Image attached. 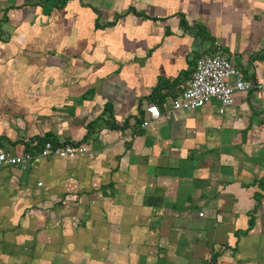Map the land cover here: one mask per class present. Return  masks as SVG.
I'll return each mask as SVG.
<instances>
[{"label":"crops","instance_id":"crops-1","mask_svg":"<svg viewBox=\"0 0 264 264\" xmlns=\"http://www.w3.org/2000/svg\"><path fill=\"white\" fill-rule=\"evenodd\" d=\"M214 54L264 78V0H0V151L47 136L92 153L0 169V264L42 263L65 188L77 222L99 210L114 264H264V92L171 110ZM33 105L56 120L9 134Z\"/></svg>","mask_w":264,"mask_h":264},{"label":"rangeland","instance_id":"rangeland-1","mask_svg":"<svg viewBox=\"0 0 264 264\" xmlns=\"http://www.w3.org/2000/svg\"><path fill=\"white\" fill-rule=\"evenodd\" d=\"M2 41L5 43L6 39H2ZM54 56V55H53ZM32 58L29 57L28 60ZM62 63H64L63 60H61ZM35 60L30 59V61H27V66L32 69L34 66ZM38 71V69H37ZM37 73L36 71L34 72ZM7 98L5 100L6 104ZM34 108V112H30L26 114L24 111H18V114H15V122L19 123L20 121H23L22 119H26L29 121L28 128H22L21 125L18 127L11 128L12 130H9V134H18L20 136V139H26V135L34 134L35 132H41L43 133L44 127L50 126L54 120L53 118H56V114L53 113V111L49 110L48 113H44L43 110H40L36 106H32ZM28 112V111H27ZM4 116H11L12 113H2ZM14 116V115H13ZM68 116V115H67ZM65 118V116H63ZM28 124H25L27 126ZM2 127L1 129H4ZM33 131V132H32ZM17 135V136H18ZM3 137L0 138V140ZM4 140H7L4 137ZM17 140V139H16ZM51 142V139H47L46 137L37 138V140H34L31 142V144L26 145V149H30V147L34 146V154L37 156L39 154V151L41 150V147L43 146L42 141ZM22 141H17L14 144L19 145ZM24 145L23 143L21 144ZM58 194H56L57 196ZM66 196V197H65ZM73 196V198L76 196V193L74 191H70V189L65 188V192L63 195H61V200L63 199V204L56 202V200L51 201L50 204H52L48 210L51 212L50 214L53 215V213H57L55 209L59 210L58 213H60V217H56L53 219L48 220L46 222L45 226V235H47V238L44 242V250H45V257H43L41 264H114V261H117L120 258L119 255H112L110 252L107 253V249H112V241H107V236L105 235V230H103L102 222L99 210H95L94 208L89 207L87 209V212H85L86 217L85 219H80L78 222L77 220L79 217L75 215L73 212L72 214L67 213V209L64 207L65 204H71L72 201L70 200V197ZM53 197V196H52ZM55 198V197H53ZM57 199V197H56ZM66 201H68L66 203ZM56 202V203H55ZM84 205V204H83ZM54 210V211H53ZM95 216V218H93ZM78 225V226H77ZM52 226V227H51ZM134 225H125V229L133 230ZM139 244V243H138ZM138 246V245H137ZM136 246V247H137ZM133 247V244L132 246ZM131 249V248H130ZM107 253V260H105V256ZM127 259V258H126ZM26 260V261H25ZM36 260V257H27L26 259L23 258V262H26L24 264H32V261L34 262ZM22 262V261H21ZM22 262V263H23ZM20 263V262H19ZM150 264L144 261L142 258L140 263H128L123 262L121 264Z\"/></svg>","mask_w":264,"mask_h":264},{"label":"built area","instance_id":"built-area-1","mask_svg":"<svg viewBox=\"0 0 264 264\" xmlns=\"http://www.w3.org/2000/svg\"><path fill=\"white\" fill-rule=\"evenodd\" d=\"M264 92V78L258 81L249 80L228 58L221 54L205 55L196 61V68L190 86L171 105L172 112H192L215 101L220 104L219 112L224 114L234 105L235 92ZM148 118L142 123L147 128L152 122L162 117L156 105L146 109ZM92 153L83 145L72 143L55 144L45 142L36 156L33 151L19 155L0 151V169L16 167L27 169L38 158L75 159ZM39 185H42L41 183ZM204 214L201 213L200 217Z\"/></svg>","mask_w":264,"mask_h":264},{"label":"trees","instance_id":"trees-1","mask_svg":"<svg viewBox=\"0 0 264 264\" xmlns=\"http://www.w3.org/2000/svg\"><path fill=\"white\" fill-rule=\"evenodd\" d=\"M41 142H42V144L44 143L43 140H42ZM45 142H46V141H45ZM29 151H33V150H28V152H29Z\"/></svg>","mask_w":264,"mask_h":264}]
</instances>
